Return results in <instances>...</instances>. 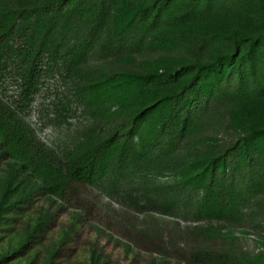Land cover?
Masks as SVG:
<instances>
[{"label":"trees","instance_id":"trees-1","mask_svg":"<svg viewBox=\"0 0 264 264\" xmlns=\"http://www.w3.org/2000/svg\"><path fill=\"white\" fill-rule=\"evenodd\" d=\"M56 72L104 115L61 155L23 119ZM0 87V162L23 178L0 196V232L34 195L64 203L126 170L175 177L143 210L242 226L264 201V0H0ZM226 243L188 263L264 264Z\"/></svg>","mask_w":264,"mask_h":264},{"label":"rangeland","instance_id":"rangeland-1","mask_svg":"<svg viewBox=\"0 0 264 264\" xmlns=\"http://www.w3.org/2000/svg\"><path fill=\"white\" fill-rule=\"evenodd\" d=\"M101 61L96 50L89 64ZM61 75L56 72L45 79L23 116L35 136L58 155L104 119L96 108L84 106L75 82L64 81ZM221 136L227 142L233 138L231 132ZM12 166L9 161L0 162V196L4 191L16 193L23 179L22 174L12 172ZM174 179L172 174L126 170L94 187L79 186L64 203L34 195L32 203L0 232V264H189L192 252L226 250L228 238L241 241L249 252L264 250V201L244 209L256 217L242 226L193 220L179 209L168 214L141 209L144 190L169 185ZM38 227L41 231L24 246Z\"/></svg>","mask_w":264,"mask_h":264}]
</instances>
